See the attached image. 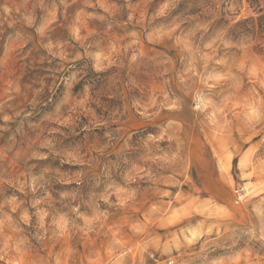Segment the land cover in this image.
Wrapping results in <instances>:
<instances>
[{
  "label": "rangeland",
  "instance_id": "1",
  "mask_svg": "<svg viewBox=\"0 0 264 264\" xmlns=\"http://www.w3.org/2000/svg\"><path fill=\"white\" fill-rule=\"evenodd\" d=\"M0 264H264V0H0Z\"/></svg>",
  "mask_w": 264,
  "mask_h": 264
},
{
  "label": "trees",
  "instance_id": "2",
  "mask_svg": "<svg viewBox=\"0 0 264 264\" xmlns=\"http://www.w3.org/2000/svg\"><path fill=\"white\" fill-rule=\"evenodd\" d=\"M249 1H251V2H252V1H255V0H249Z\"/></svg>",
  "mask_w": 264,
  "mask_h": 264
}]
</instances>
